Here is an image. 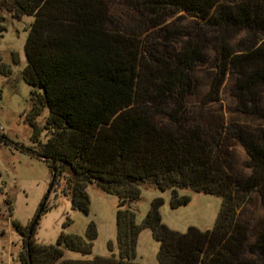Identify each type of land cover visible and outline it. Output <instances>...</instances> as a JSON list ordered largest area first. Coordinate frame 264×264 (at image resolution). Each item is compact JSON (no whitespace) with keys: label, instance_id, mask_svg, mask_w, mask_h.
<instances>
[{"label":"trees","instance_id":"16d2710c","mask_svg":"<svg viewBox=\"0 0 264 264\" xmlns=\"http://www.w3.org/2000/svg\"><path fill=\"white\" fill-rule=\"evenodd\" d=\"M115 1L140 16L137 28L147 25L145 32L179 13L196 26L180 50L153 55L156 65L149 66L143 32L111 27ZM0 11L34 17L23 76L33 87L32 119L49 111L43 127L34 124L32 136V152L52 176L45 201L62 180L72 207L86 214L90 185L118 197V255L110 247L108 257L65 258L66 251L92 254L95 223L85 237L62 232L55 244H40L33 239L38 213L28 227L14 222L23 238L22 264H140L136 249L144 229L160 244L158 264H264V230L252 241L249 225L239 217L252 194L264 202V127L230 129L225 137L217 128L208 132L200 124L189 126L178 114L191 92L192 72L213 50L219 73L209 100H217L227 74H235L239 111L264 122V0H0ZM209 33L218 35L208 39ZM242 33L245 42L231 47L230 39ZM172 99L177 109L168 114L170 123L156 121L150 107ZM229 136L245 148L249 176L234 171L227 155ZM8 143L0 133V145ZM143 187L170 189L172 208L190 203V195H181L184 190L222 197L215 226L206 231L190 227L186 233L170 229L162 221V198L153 199L137 223L134 206Z\"/></svg>","mask_w":264,"mask_h":264},{"label":"rangeland","instance_id":"374dc122","mask_svg":"<svg viewBox=\"0 0 264 264\" xmlns=\"http://www.w3.org/2000/svg\"><path fill=\"white\" fill-rule=\"evenodd\" d=\"M111 27L129 32L140 25V16L125 3L115 1L111 5ZM34 17L23 15L15 18L0 11V133L6 135L11 143L0 145V264H22L21 254L24 250L22 235L14 222L23 227L32 224L42 210L34 230L33 239L40 244H55L62 232L85 237L91 223L97 227L98 237L94 241L91 255L66 251L65 258L89 260L94 257L118 255L116 214L118 197L107 194L95 185L88 187L90 212L88 214L74 209L68 196L63 193L64 181L48 194L52 176L48 165L39 158L32 136L34 124L43 127L49 114L48 108L32 119L33 102L31 90L24 80L26 68L25 44ZM196 21L184 13L167 18L162 25L149 31L147 25L140 29L145 54L144 62L149 66L156 65L153 55L166 57L180 50L187 39V34L194 29ZM139 30V28H137ZM139 30V31H140ZM215 35L209 33L208 39ZM245 35L238 34L229 41L233 48H239L245 42ZM204 63H198L191 74L192 86L182 101L179 115L184 117L189 126L200 124L208 132L217 128L226 135L230 129L244 127L256 131L264 127V122L256 116L239 111L233 89L237 83L235 74L226 76L217 100H209L212 83L219 73L215 52L208 50ZM4 71V73L2 72ZM264 106V93L261 95ZM155 120L164 124L170 123L168 114L177 109L176 99L169 100L162 107H150ZM226 131V132H225ZM45 132L42 141L45 142ZM227 155L234 171L242 176H249L250 158L245 148L229 136ZM30 150V151H27ZM181 195H190L188 205L179 208L171 207V190H159L143 187L141 199L135 203L137 223L146 217L153 199L162 198V221L170 229L186 233L190 227L202 231L212 229L217 221L222 197L212 194L196 193L188 190ZM7 202L11 203L10 209ZM240 220L250 227L251 239L254 241L264 230V202L257 193L239 208ZM160 244L150 229H144L138 238L136 262L140 264H158L157 254ZM249 257H253L249 255Z\"/></svg>","mask_w":264,"mask_h":264},{"label":"water","instance_id":"95a60500","mask_svg":"<svg viewBox=\"0 0 264 264\" xmlns=\"http://www.w3.org/2000/svg\"><path fill=\"white\" fill-rule=\"evenodd\" d=\"M41 211H42V208H41V210H40V212H39V215H38V217L40 216V214H41Z\"/></svg>","mask_w":264,"mask_h":264}]
</instances>
